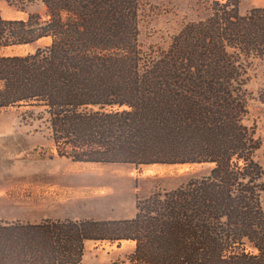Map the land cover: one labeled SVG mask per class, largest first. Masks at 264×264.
Instances as JSON below:
<instances>
[{
    "label": "trees",
    "instance_id": "obj_1",
    "mask_svg": "<svg viewBox=\"0 0 264 264\" xmlns=\"http://www.w3.org/2000/svg\"><path fill=\"white\" fill-rule=\"evenodd\" d=\"M3 1L26 16L0 14V108H36L59 157L212 166L152 178L129 218L0 219V264H78L87 242L122 240L134 242L130 264H264L249 89L264 58V5L241 13L239 0H193L201 16L165 47H144L142 0ZM14 46L34 50L2 52Z\"/></svg>",
    "mask_w": 264,
    "mask_h": 264
},
{
    "label": "rangeland",
    "instance_id": "obj_2",
    "mask_svg": "<svg viewBox=\"0 0 264 264\" xmlns=\"http://www.w3.org/2000/svg\"><path fill=\"white\" fill-rule=\"evenodd\" d=\"M264 0H239V10L263 6ZM40 11L38 5L31 6ZM139 40L146 46L165 47L187 18L203 14L193 0H142L139 6ZM5 18H24L0 0ZM41 39L38 44H46ZM32 46H14L3 53L25 54ZM249 89L250 120L256 124L261 146L256 152L264 170V58L253 63ZM37 109L29 106L0 108V219L39 222L43 219H123L135 212L138 197L148 195L156 176L174 183L189 171L206 172L210 163L192 165H146L79 163L59 157ZM264 176V175H263ZM264 210V192L261 197ZM134 242H87L78 264H130Z\"/></svg>",
    "mask_w": 264,
    "mask_h": 264
}]
</instances>
